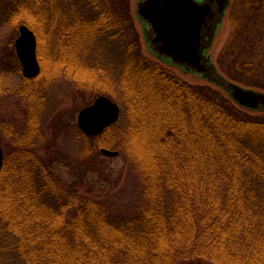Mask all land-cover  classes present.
<instances>
[{
  "label": "trees",
  "instance_id": "1",
  "mask_svg": "<svg viewBox=\"0 0 264 264\" xmlns=\"http://www.w3.org/2000/svg\"><path fill=\"white\" fill-rule=\"evenodd\" d=\"M67 1L92 4L87 10L97 15L88 19L76 10L75 21L58 29L57 0L50 24L55 0H19L12 17L35 31L42 63L51 41L46 27L60 31L58 50L70 51L72 59L60 69L76 63L71 76L98 95L114 96L123 113L101 136L80 132L89 142L96 139L101 153L87 147L69 164L43 160L30 149L39 117L29 113L28 132L5 153L0 176V225L23 264H264V114L246 113L211 81L204 80L215 89L191 85L148 63L129 16L115 18L101 0ZM246 6L264 15V0ZM113 39L122 54L116 79L101 60L88 63L92 52L103 57L95 43ZM246 64V76L256 81L241 82L264 90V65ZM30 81L24 79L25 96ZM104 149L122 152L138 177L139 194L122 216L78 191L90 171L103 170Z\"/></svg>",
  "mask_w": 264,
  "mask_h": 264
},
{
  "label": "rangeland",
  "instance_id": "2",
  "mask_svg": "<svg viewBox=\"0 0 264 264\" xmlns=\"http://www.w3.org/2000/svg\"><path fill=\"white\" fill-rule=\"evenodd\" d=\"M142 1L101 0L103 3L101 8L104 7L107 11L114 14L115 18L124 19L122 16L131 18L130 25L137 39L136 43L140 49L139 53L148 63L162 65L191 85H207L215 89L216 87L209 85L202 78L195 74L187 73L186 69L163 62L157 57L156 52L149 46L153 34L144 30L142 25L143 18L138 12V6ZM18 2L19 0H0V13H2L0 19V76L1 74L5 76L4 80H0V143L5 153L11 151L14 148V143L17 140H21L24 134L28 132L30 112L37 113L39 117L38 128L40 130L31 138V140L33 139V145L30 146V149L43 160L50 161L53 158H56V160L59 158L69 164V162L77 161L81 155H84L87 147H90L94 154L101 153L96 148V139L89 142L80 133L82 131L78 125V117L84 108L93 105L102 95L85 88L84 83L77 81L75 76H71L72 71L70 69L76 63H66L69 70H66V68L60 69L61 62L71 59V52L65 53L62 50H58L60 46H58L56 41V33L58 32L59 35L60 31L56 28L50 32V27H46L50 37L48 41H51L46 44L42 51L43 63L38 55L39 46L37 47V56L41 66L39 75L31 78L24 75L23 67L17 54L16 42L20 37V27L26 24L15 22L12 17V11L17 9ZM91 5L75 4L74 1L72 4V2L67 0H57V9L59 10L58 29H62L63 25H71L75 21L76 10L81 16L85 15L88 19L94 18L97 15L96 11L87 10L88 6L92 7ZM52 9L55 14L53 12L47 13L48 24L52 22L51 19H55L53 18L54 16L56 17V0ZM236 10H238L236 17L224 20L223 27L211 44V50L209 51L211 63L228 81L264 92V90L248 85L252 81H256V78L247 77L245 74L246 63L256 62L264 65V49H257L259 46L264 45V15L256 14L253 11V6L247 8L242 5L234 9V11ZM236 20L240 21V24L235 29L233 22ZM32 31L35 33L34 30ZM234 36H236L238 41L231 42ZM111 41L115 42L110 44L105 42L95 43L94 49H104L102 51L103 57L100 56L101 58H99L92 52L88 57V63L95 65L100 63L101 60L102 66L106 67L112 78L116 79L121 71L122 54L118 45L120 40L113 39ZM64 46L68 47V44H64ZM233 53L235 55H232ZM246 60L247 62L244 63ZM238 62L242 63L241 67H245L244 72L237 71ZM25 78L32 80L30 81L31 91L26 96L22 94L23 89L29 87L24 82ZM241 81L250 83L246 84ZM35 88H39L37 94L35 93ZM222 92L225 96L227 95L224 90ZM107 97L120 105L114 96L108 95ZM245 110L247 111L246 113L251 115L264 114V109ZM122 113L123 110L121 117ZM104 150L118 154L110 156L102 150L103 156L99 160L103 165V170L100 173L90 171L88 173L90 181L87 184L80 185L78 191L84 196L99 198L105 205L113 207V213L116 216H122L127 213V209L132 207L139 194L138 177L129 166L128 159L122 152L114 149ZM62 170L64 171L63 173ZM62 170H60L62 175L64 173L67 174L65 169ZM13 245L14 242L9 240L4 227L0 225V264H23L21 258L14 251ZM209 263L213 264V262ZM209 263L207 262L206 264ZM179 264L196 263L181 262Z\"/></svg>",
  "mask_w": 264,
  "mask_h": 264
},
{
  "label": "water",
  "instance_id": "3",
  "mask_svg": "<svg viewBox=\"0 0 264 264\" xmlns=\"http://www.w3.org/2000/svg\"><path fill=\"white\" fill-rule=\"evenodd\" d=\"M148 1V0H147ZM166 3V0H164ZM167 4V3H166ZM191 8L187 13H179L170 5L160 6L156 4L151 14L139 11V15L147 22H153L157 26L160 40L164 43L162 53L174 58L175 63L184 64L203 75L210 81L223 87L230 97L241 107L251 110L264 109V92L245 88L228 81L222 76L210 57L203 59L200 50V38L202 30L209 23L208 7ZM149 11V9H148ZM222 21H219V23ZM38 41L36 34L26 25L20 27V37L16 42L18 57L26 77H36L41 71L37 56ZM121 107L109 97L102 95L96 102L84 108L78 117L80 130L89 137L102 135L107 128L115 125L121 117ZM107 155H117L108 150H103ZM4 149L0 143V176L4 166Z\"/></svg>",
  "mask_w": 264,
  "mask_h": 264
},
{
  "label": "flooded vegetation",
  "instance_id": "4",
  "mask_svg": "<svg viewBox=\"0 0 264 264\" xmlns=\"http://www.w3.org/2000/svg\"><path fill=\"white\" fill-rule=\"evenodd\" d=\"M247 1L248 0H166V4L164 0H143L138 6V12L143 11L147 14H151L156 4L160 5L161 7L164 5H170L175 10L179 11V13H187L189 7L192 9L191 12L193 9L195 10L199 7H208V18L210 20L207 27L203 28L201 32L202 38H200V50L203 52V59L206 60L207 57H210L209 51L211 50V44L215 39V36L224 25L223 20L236 17L238 10L234 11V9H237L242 5H245V7L249 8L250 6H246ZM219 21L222 22L219 23ZM142 25L144 26L145 31L151 32L153 34V38L150 40L149 46L152 47V49L156 52L157 57L160 58L161 61L178 67H187L182 63H175L173 57L162 53V49L165 48V45L163 41L160 40L155 23L144 20Z\"/></svg>",
  "mask_w": 264,
  "mask_h": 264
}]
</instances>
